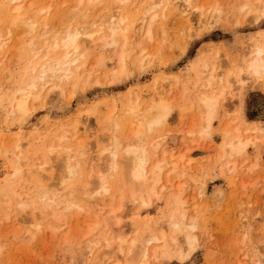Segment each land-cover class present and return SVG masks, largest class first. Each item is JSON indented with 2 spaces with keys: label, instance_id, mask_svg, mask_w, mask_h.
Returning a JSON list of instances; mask_svg holds the SVG:
<instances>
[{
  "label": "rangeland",
  "instance_id": "obj_1",
  "mask_svg": "<svg viewBox=\"0 0 264 264\" xmlns=\"http://www.w3.org/2000/svg\"><path fill=\"white\" fill-rule=\"evenodd\" d=\"M63 1L65 0H55L49 13L45 10L40 14L39 10L50 6V0H25L22 2V4L24 3L22 18L25 17L33 22L38 19L35 22L37 25L47 22L49 27L58 28L57 22L62 21L61 16H64L63 20L73 19L71 15L64 14L65 9L67 8L65 12L67 13L70 9H76L77 5V2H74L76 0H72L73 4L70 3V5L62 7ZM152 1L159 0H128L125 5L118 6L124 9L127 19L129 18L127 24L129 27L131 26L127 33V43H124L121 33H118L116 46L113 44L108 46V44L104 48H98L96 44L97 46L87 47L83 58L80 59L86 67L73 72L74 75H77V72L84 73L85 70L94 68L93 75L88 79L87 72H85L82 79H64L63 82L58 81V83L56 81L55 85L60 87V89L56 88L59 93L56 92L55 96L52 95L45 105L41 103L39 107L33 108L34 110L29 116H19L17 119L11 116L7 117L5 109L0 103V264H97L93 261L90 251H93L95 255L99 246L94 247L91 244L88 246L87 241L104 235V218L107 213L100 215L99 211L93 207V203L83 202L81 204L78 202L77 204L82 205L83 211H77L75 207V209L66 212L62 210L63 207H60L58 210L63 211L65 216L63 220H65L66 226L59 227L57 223L55 224L49 219L51 215L48 214L47 218L41 221L39 230H36L39 232L31 234L33 236H28L27 234L30 233H25L30 227L29 223H33V220L28 221L31 217H26L27 220H23V217L15 215V208L17 209L15 205L19 202L16 198L26 197L27 194L35 190L33 178L25 161L32 162L38 157L41 160L44 157L47 159L46 150L52 143L56 144V137L65 131L68 138L77 134L74 140L83 141L86 154H84L85 158L81 162L82 164L80 163L79 169H75L74 177L69 176L68 181L66 180L67 175L63 174L66 172L62 173V162L55 159L53 162L56 161L57 166L59 164L58 167H55L56 163H51L50 158L52 157H48L47 160L51 161L52 171L55 173L52 172L54 178L52 182H55L51 186L56 188V181L59 180L57 176L65 178L63 185L58 186L59 189L71 187L74 182L77 185L86 182L90 173L96 176L98 170L102 168L99 166L103 162L99 159L101 156H98V152L103 149L102 147L108 145L107 138L109 136V141L112 136L118 137L123 146L135 145L139 141L144 143L148 140L145 143L147 148L151 143L150 139L160 140L163 138L160 140L162 142L156 156L157 159L153 157L152 164L155 161H160L163 157L161 155H166L168 162L176 161L175 158H178L179 154L187 155L188 159L183 158L184 161L175 171L170 166H164L161 171V177L164 178L158 188L161 186L164 190L167 189L160 192L157 188L159 194L162 193L161 199L153 200L147 208V213L144 212L147 209L142 210L140 217L135 221L130 212L136 205L127 200V196L126 200H123L124 207L120 212L122 220L119 225L112 226L113 229L119 228L128 242L137 240L139 244L148 239L146 223L150 224L156 235L165 234L170 249H163L162 243H151L148 246V249L150 247L148 264H264V75L256 77L244 73L243 78L246 75L247 77L242 85H238L239 83L234 79L228 86L224 82L229 68L231 70L236 66L234 70H239L237 65L246 63L256 46L264 48V0H190L192 9L196 10V14L191 15V18L193 17L192 29H184L182 32L184 25L181 18L168 21L159 20L152 25V41H148V38L143 36L147 22L142 23L141 20L146 6L148 7ZM161 1L165 2V0ZM103 2L105 7L102 6L96 11L90 12L92 16H89L88 12L87 18L84 19L80 17L81 15L75 16V19L70 21V25L73 27L76 26L75 24L77 27L89 26L91 21L101 19L98 18L100 13L106 14V11L112 9L115 0H103ZM4 4V0H0V35L2 34L0 36V44L2 43V47L0 46V102L4 99V93L16 89L14 83H21L25 77L27 56L26 52L24 53L23 45L36 34L33 33L32 36L25 34V37L24 34L16 32L22 38L16 33L15 35L12 33L8 37L5 34L8 30L6 29L7 20L13 16L11 12L4 9ZM30 4L33 5L31 9L28 7ZM161 9L157 8L156 12L160 13ZM113 10L115 9L113 8ZM83 11L84 9L80 13ZM46 13L49 18L44 15ZM97 13L99 14L97 15ZM94 15H96L95 18ZM96 23L98 24L99 21ZM57 24L58 26H56ZM36 31L39 34L40 28ZM106 35L108 36L107 33ZM94 38L97 37L94 36ZM122 46L126 47L123 51ZM121 51L128 55L124 59L123 68L120 64L121 60H119ZM146 57L148 60L141 66L142 60ZM213 58L215 59L212 62H216L215 72H220V75L217 73L220 79L216 74L214 76L216 85L213 83V86L208 88L209 86H206L204 82L210 74L208 72L212 68L211 60ZM98 59L102 63L97 64ZM232 62L233 64H231ZM204 65H208L209 69L203 70L202 73ZM244 70L246 69L244 68ZM113 72L112 78L113 75L115 77L111 79ZM203 77H205L204 80ZM216 78L218 79L216 80ZM219 81L221 86L226 85L223 91L224 100L220 101L215 108L211 127L208 132H204V136L207 134V137L202 139L203 134L201 137L200 133L198 134L202 130L200 129L202 125H199L202 114L200 109L199 112L197 111L199 105L194 102L196 101L195 97L197 98L201 94L211 95L214 91L213 94L219 93L221 91V86L217 84ZM201 86L204 87L201 88ZM153 88L161 89L165 93L162 97L169 103L171 113L166 121L152 129L151 134V131L148 132L144 128V131L148 132L143 131L146 139L143 134L137 137L139 140L132 138L130 129L133 127L132 130H136L138 124L136 120L125 114V108L122 105H125L130 98L131 100L141 96L144 98L147 93L153 95ZM42 104L43 106H41ZM112 106L115 109L113 108V113L110 114ZM109 114L110 116L107 118ZM127 119L128 123H126ZM75 120L78 121L77 131L73 130L71 125V123L76 125L75 122L73 123ZM116 124H118V128L114 127ZM69 125L72 128L68 129ZM82 127L86 130L83 131ZM189 131H193V133L188 134ZM235 132L243 137L242 141L249 139L248 146L246 145L245 150L239 155L232 157L222 155L221 150L225 147L226 142L228 144L235 137ZM112 139L111 142H113ZM111 142L109 143L112 144ZM16 143L21 145V151L16 148ZM65 145L67 146V144ZM67 148L72 149L73 153H70V156L73 155L72 158H76L75 154L80 149L73 144H68ZM169 150L171 151L169 152ZM162 152L164 153L162 154ZM170 154L172 157H169ZM173 156L177 157L173 158ZM18 157L22 159L15 163ZM89 160L92 161L91 169L84 168L86 164L83 162H89ZM188 161L190 163L186 164ZM122 164L119 166L117 175L111 170L109 174L106 169L104 172L103 169L101 170L106 174L105 178L107 177L106 180L112 190L126 182L121 176L123 174ZM15 166L21 172L11 181L9 177ZM55 170L63 175L56 174L58 172ZM110 175H112V179H109ZM79 176L81 177L79 178ZM165 177L168 178V183L167 179L165 181ZM124 187L128 193L129 185H124ZM11 188L14 191L11 192ZM178 190H181L180 198L182 201L184 200L182 209L186 213L185 224L193 227L190 233L192 237L194 236V243L192 250L188 251L184 235L188 234L189 230L179 235L171 234L172 229L163 225L165 216L171 212L172 196H176ZM217 190L224 191L222 199L213 198V193ZM25 197L24 200H26ZM163 213L166 215L164 216ZM91 227L94 232L85 236ZM171 236L177 241L176 244L171 242ZM81 241H86V243L82 244ZM128 247L129 243L126 249ZM156 247L158 248L155 249ZM152 249L157 250L156 257H153ZM178 250L191 251L190 258L180 262L177 259ZM117 257L121 262H124V259H121L119 255ZM117 257L110 264L115 263L118 260Z\"/></svg>",
  "mask_w": 264,
  "mask_h": 264
},
{
  "label": "bare ground",
  "instance_id": "obj_2",
  "mask_svg": "<svg viewBox=\"0 0 264 264\" xmlns=\"http://www.w3.org/2000/svg\"><path fill=\"white\" fill-rule=\"evenodd\" d=\"M23 1L25 2V0H4L5 4L3 6L4 9H6L8 12H11L12 13L11 15L13 16L7 20L8 21L7 27L8 28L6 27V29L9 30V31L6 30V33H5L7 36L12 35V33L15 35L16 32H18L20 34H24V35L26 34L27 36L28 35L32 36L33 33H36L29 41H27L23 45L24 53L26 52V56H27V60L25 61L26 62V69H25L26 73L24 72L25 77L23 78L21 83L15 82L14 84L16 85L17 88L14 90H10L9 93H7V92L4 93V97H3L4 99H2L0 102L1 105L5 109V116H7V117L11 116L14 119L15 118L17 119V117H19V116H29L31 111L34 110L35 108H37L36 106L39 107V104H41V103H43L45 105L47 100L50 99L52 97V95L55 96L56 92H57L56 88L60 89L59 86L55 85L56 81L58 83V81L61 82L64 79L65 80H70L71 78H74L77 80L82 79L83 74L85 72H87L86 75H87V79H88L91 75H93L92 73L94 72V68L90 67L91 69H89L88 71L85 70L84 73L77 72V75H74V72H73L74 70L77 71V70H80V69L86 67L85 63L81 62L80 59L83 58V54L86 52L87 47H90L91 45H96V44L98 45V46L96 45L98 48L99 47L104 48V46H107L108 44H109L108 46H112L110 44H113V46L114 45L116 46V44H117L116 36L118 35V33H121V35L125 41L124 43H127L126 42V39L128 36L127 33L130 31L129 29L131 27V26L129 27V25L127 24V20L129 18L127 19V16L124 12V9L121 7L120 8L118 7V6L125 5L128 0H115L114 6L112 7V9H110L108 12L105 10L106 14H103L104 12H101L99 15L100 17H98L101 19H99V20L97 19V21L96 20L91 21V23H89L91 25H89V26L84 25V26H78L77 27V24H75L76 26L73 27L70 25V21H73V19H75V16L81 15L80 16L81 18H83V19L87 18L86 15L88 12H89V16H90L91 15L90 12L96 11L98 8L102 7L104 4L103 0H76V1H74V2H77L76 9L75 8H74V10L70 9L67 11V13H65L66 9H67L66 8L64 11L65 15L66 14L69 16L71 15V18H73V19H70V20L64 19L63 20L62 17H64V16H61V18L59 17L62 20L60 22L56 21L59 24V27L57 28L53 25L57 29H55L53 26H52L53 28L49 27V23H47V22L40 24V21H39L40 25H37V23H35L38 20V19L36 20L37 17L35 18L36 21L34 20L35 22H33L32 20L26 19L25 17L22 18L24 16V14H23V6H24L23 4L24 3L22 4ZM54 2H55V0H50V6L48 5L46 9L39 10V13L40 14L42 12L44 13L45 10H46V12L49 13V10L53 6ZM74 2H72V0H65L62 2V7L63 6L66 7V6L70 5V3L73 4ZM105 3H106V1H105ZM28 7L31 9L33 7V5L30 4ZM103 7H105V6H103ZM113 8L115 10H113ZM157 8H160V9L162 8L160 10V13L156 12ZM82 9H84V11L82 13H80V11ZM101 10H103V8H101ZM195 11H196L195 9H192V4H191L190 0H165V2H163L161 0L152 1L149 3L148 7L146 6L144 14H143V18L141 20L142 23L147 22V26H146L145 30L143 28L144 32L142 30L143 36L145 38H148L147 39L148 41H152L151 40L152 39V25L156 21H159V20L160 21H162V20L168 21L169 19L174 20L175 18L176 19L181 18V19H183V25H184L182 32L184 31V29H192L193 17L191 18V15L192 16L195 15L196 14ZM1 13H2V10H1ZM48 13H46L44 15L46 16ZM98 14L99 13H97V15ZM147 15H148V17H147ZM95 16L96 15H94V18H95ZM46 17H48V16H46ZM60 19H58V20H60ZM98 21H99V23L97 24L96 22H98ZM48 22H49V19H48ZM53 24H55V23H53ZM58 24L56 26H58ZM39 28H40V33L37 34L36 30ZM7 31H8V34H7ZM106 33L108 34V36L106 35ZM20 34L17 35V33H16L17 36H20L22 38V36ZM163 34H165V33H163ZM26 35H25V37H26ZM94 36L97 38L95 39ZM162 36H164V35H162ZM108 40H109V42H108ZM0 46L2 47V43L0 44ZM124 48H126V47H123L122 51L125 50ZM122 51L120 53L119 60H121L120 64L123 68L124 67L123 65L125 63L124 59H126L128 57V55L127 54L125 55L124 52H122ZM214 59L215 58H213L211 60V62ZM147 60H148L147 57L144 58L141 62V66L144 65ZM100 62H101L100 59H98L97 64ZM233 62L231 64H233ZM211 64H212L211 69H209L208 65H204V67L202 66L203 67L202 73H203V70L207 71L209 69L208 74L209 73L210 74L208 75V77H206V78L203 77V80L205 78L204 83L206 84V86H209L208 88L212 87L213 83H214V85H216L214 76H216L217 73L220 75V72H218V71L215 72L216 62L214 61ZM236 64H238V63H236ZM241 64L242 63H239V65H237L238 69H239L237 71L234 70L236 68V66L234 68L232 67L231 70L229 68V72L225 76L226 80L224 81V82H226L227 86L231 82L232 79H234L235 82L239 83L238 85H242L244 83V79L247 77L248 74L251 76H256V77H260L261 75H264V48L260 47V46H256L254 48V51L248 57L247 62L244 63L243 65H241ZM96 65H95V67H96ZM239 66H240V68H239ZM122 68H121V70H122ZM244 68L246 70H244ZM214 72H215V75H214ZM244 73L245 74L248 73L245 78H243L245 75ZM112 74H114V72L111 73V79H113L115 77V75H113V78H112ZM218 74H217V76L220 79V76ZM105 77H106V75H105ZM217 79L218 78H216V80ZM64 83H66V82H64ZM50 84H52V85H50ZM217 84H218V86H221L220 81ZM223 84H225V83H223ZM49 86H51V87H49ZM225 86H221L220 87L221 91H219V93L216 92L217 94H213L215 92L214 90L217 89V88H215L214 90H212V91H214V92H212L213 95L212 94L211 95L201 94L197 98L195 97L196 101H194V102H196V105H197V103L199 105L197 111L200 109V111H201L200 113L202 114V119L199 120V121L203 122L202 124H201V122L199 123V125H202V126H200V129H202V130H200V129L199 130L203 131V132L201 133L198 130L199 131L198 134L200 133L199 134L200 137L203 134L202 139H204V137L205 138L207 137V134L204 136V134H205L204 132H208L210 127H211V123L213 121L214 114H215V108L218 106L220 101L224 100V97H223L224 92L223 91L225 89ZM203 87L204 86H201V88H203ZM47 88H49V89H47ZM238 88H239V86H238ZM46 89H47V91H46ZM159 90H161V89H159ZM159 90L157 88H153V93H154L153 95H151L152 93H150V94L147 93L146 95H144V98H143V96H141V97L135 96L136 97L135 100H131V98L129 99V97H130V95H129V97H128L129 101L127 100V103L125 105H122L125 108V110H124V112H126L125 114L128 115L131 119L136 120V122L138 124L136 130H132L133 127H131V129H130L131 132L133 131L132 133L130 132V134H131L130 136H132V138L138 139L137 137H139V135H142L144 132H147V131L148 132L151 131L150 132V134H151L153 132L152 129L155 126L157 127L158 125H160L161 123L166 121L167 118L169 117V115L171 113L169 103H167L162 97V95L165 93H163L162 90L159 92ZM209 90H211V89H209ZM204 91H205V89H204ZM54 92H55V94H54ZM62 92H63V90L61 91V93ZM184 92H186V90H184ZM57 93H59V92H57ZM197 94H198V92H197ZM193 99H194V97H193ZM168 102H170V101H168ZM43 104L41 106H43ZM191 106H192V104H191ZM113 108L115 109V107L112 106V108H111L112 110H110V112H109L110 114L113 113L112 112ZM110 114L107 116V118H109ZM131 119H129V120H131ZM126 121H127L126 123H128V119ZM74 122L76 125H74L72 123H71V125L73 127V130L77 131V129L79 128V127L77 128L78 121L76 122V120H75V121H73V123ZM112 122L114 124V121H112ZM71 125H69L70 127H68V129L72 128ZM132 126H133V123H132ZM114 127L118 128L119 126H118V124H116V126H114ZM82 128H84V127H82ZM115 128H113L114 131H115ZM144 128H146L147 131H144ZM62 129H63V127H62ZM236 129L238 130V128H236ZM85 130L86 129L84 128L83 131H85ZM237 130H236V132H239ZM62 132H64V131H62ZM109 132H110V130H109ZM189 132H188V134L193 133V131H191L192 133L191 132L189 133ZM66 134H67V132L65 131L60 136H58V137L55 136L57 138L56 144L52 143V145L46 150V155H48L49 158L52 157V158H50L52 162L50 160L49 161L47 160V159H49L48 157H47V159H46V157H44V158H42V160L40 159V157H38V159L32 160V162L31 161L29 162V160L25 161V162H27L26 164L28 166L29 173L31 174V176L33 178L35 190H34V192L31 191L32 193L27 194L26 197L23 196V197H20L18 199L15 197L16 200H18L19 202L17 205H15V206H17V209L14 207L16 210V213L13 210L15 215L23 217V220H27V219H25L26 217H31L30 218L31 220L28 219V221H30V222L33 220V223L32 222L29 223L30 229L28 228V230L25 233H30L27 235L33 236V235H31L32 233L34 234L35 232H39L36 230H39L41 221L46 219L48 214L51 215V217H49V219L52 222H54L55 224L57 223L59 225V227L63 228L65 225V223H64L65 220H63V218L65 217L63 215V211L67 212L73 208L75 209V207L77 208V211H83L82 210L83 207L81 204L84 202V203H88V204L93 203V207L99 211L100 215L103 213H107V216H105V218H104V220H105V233H103L104 235L99 236L95 239L90 238L91 240L89 239L90 241H87L88 246L90 244L94 245V247L99 246V249L95 255L93 254V251H90L91 256H93V261L96 262L97 264H107V263L110 264L112 262V260L114 258H116L118 255H119V257H121V259H124V262H121L120 258L117 257L118 260L113 264H148V258H149L148 250L150 249V247L148 249V246L151 245V243H162L163 249H166V250L170 249V246H169V243H168V240H167V237L165 236V234L161 233L159 235H156L154 233V231H152L149 223L145 224L146 231H148V236H147L148 239L144 242H141V244H139V242L137 243V240H131L130 242H128L127 238L123 235V232H120L119 228L117 229V227H115L116 230L114 231L115 228L113 229L112 226H114V225L116 226V225L120 224V221L122 220V216H121L120 212H122L123 207H124L123 200L124 199L126 200L127 196H128L127 200H129L130 202H132L133 204L136 205V207H135L136 209L134 208L130 212L131 215L134 216L135 221H137L136 219H138L140 217V212L144 209H147L152 204L153 200H160L162 193L160 195L159 191L163 192L167 189V188H165V190H164L161 186H160V188H162V189L158 188L162 182V179L164 178V177L163 178L161 177L162 169L164 168V166H170V168L173 169V171H175L178 168V166L180 164H182V161H184L183 158H187L186 157L187 155H184V153H183V155L179 154L178 158H175L177 156H173V158H175L176 161L174 160L172 162H168V159H166V155L165 156L161 155L163 157L160 159V161H155L154 162L155 164L154 163L152 164L153 157L156 158V156L158 155V150H159V148L161 146V142H162L160 140H162L163 138L160 140L157 139L156 137H155L156 139H150L151 143L149 145V148H147L145 143L148 140L145 141L144 143H143V141H139V143L135 144V145H129V146L124 145L123 146V143L121 142V140L118 137L112 136L113 139L110 138V141H109V139H108L110 137L109 136L107 138V141H108L107 144L108 145H105V147H102L103 149L100 150L101 152L100 151L98 152L99 153L98 156H101V158L99 157V159H101V161H103L102 163L100 162L101 164L99 167H102V168L99 169L100 171L98 170V172H97L98 174L96 173V176H94V174L90 173L87 177L88 180L86 182H84L82 184H78V185L76 184V182H74L76 185L73 183V186H71V187L68 186V188H60L59 189L58 186L61 187L63 185V183H64L63 180L65 178L63 179V176H57L59 178V180L56 181V183H57L56 188L51 186L52 183L55 182V181L52 182L54 180L53 174H55V173H54V171H52L53 166L51 163L55 164L56 161L62 162L63 171L62 170L61 171H62V173L66 172L63 174L67 175V177L66 176L65 177H66V180L68 181L69 176L74 177L75 169L76 170H77V168L79 169L80 163L85 158L84 154H86L85 153L86 150H84L85 147L83 146L84 143H82L83 141L80 142V141L74 140V137L77 134L75 133L74 135H72L71 138H68V136ZM121 135H123V134H121ZM103 137H105V136H103ZM143 137H144V134H143ZM160 137H162V136H160ZM241 138H243V137H241V135L239 133H236L235 137H233V139L228 144L226 142L225 147L221 150L222 155H228V156L232 157L233 155L241 154L245 150L247 143L250 142L249 139H247V140L245 139L242 141ZM111 139L113 142H111ZM144 139H146V138L144 137ZM150 140H149V142H150ZM103 141H104V139H103ZM109 142H111L112 144H110ZM65 144H67V146H68V144H73L74 146L76 145L78 147V149H80V150H78V152L76 151L77 152L75 154L76 158H74V157L72 158L73 155L70 156V153H73L71 151L72 149L71 150L68 149ZM20 146L21 145H19V143H16V148L19 151H21ZM222 146H223V144H222ZM111 147H112V149H111ZM90 149H92V148H90ZM162 151H164V150L162 149ZM170 151L171 150H169V152ZM40 153H42V152H40ZM163 153L164 152H162V154ZM171 153H173V152H171ZM165 154H166V152H165ZM38 156H39V154H38ZM94 157H92V158H94ZM121 157H122V159H120ZM169 157H172L171 154ZM221 157H224V156H221ZM21 159L18 157V159L15 163L20 162ZM55 159H56V161L53 162ZM99 159H97V160H99ZM170 159H172V158H170ZM25 162H23V163H25ZM83 163H85L86 166L81 165L82 167L84 166V168L88 167L89 169H91L92 161L91 162H90V160H89V162L84 161ZM188 163H190V162L189 161L186 162V164H188ZM120 164H122L121 168L123 167V170H122L123 174L121 173L122 175L121 174L120 175L123 176V178L126 180V182H124V184H122V185H118L116 183L118 185V187L116 186L117 188L112 190L109 186L110 184H108V182L106 180L107 177L105 178L106 174H104L103 172H104V169H106V171H108V174H109L110 170L113 171V173L115 172L114 174H116L120 168L119 167ZM58 166H59V164H58ZM58 166L56 163L55 167H58ZM20 172L21 171L17 168V166L13 167L12 173L9 177V180L13 181L14 177L16 175L20 174ZM52 172H53V174H52ZM56 172H58L56 174H59V175L61 173L59 171H56ZM62 173H61V175H63ZM166 174L168 175V173H166ZM80 175H82V174H80ZM111 176L112 175L109 176V179L110 178L112 179ZM20 177H21V175H20ZM80 177L81 176H79V178ZM166 177H165V181L167 179L166 182L168 183V178H166ZM71 180H72V178H71ZM71 180L69 179V181H71ZM165 181H163V182H165ZM121 182H123V181H121ZM167 183H165V184H167ZM70 185H72V184H70ZM124 185H129L130 190L128 193L126 192ZM16 186H17V183H16ZM112 186H113V184H112ZM126 187H128V186H126ZM157 188L159 189V191H157L158 190ZM170 188L172 189V186H170ZM10 190H11V192L14 191L12 188ZM177 194H176V196H172L173 199L170 198V199H172L170 214L165 216L166 214L163 213L165 216V218H164L165 221L163 222V225H166L168 228L172 229L171 234H178L179 235V234L185 233L189 230L188 234H185V235L183 234L185 237V239H184L185 244L189 247V248L186 247L187 251H188V250H192V247H193L192 244L194 243L193 242L194 236L192 237V235L190 233L193 230V227L190 225V227H191L190 228L189 226H187V224H185V218H186L185 214L186 213L182 209V206L184 204V200L182 201L180 198L182 196L181 190H178ZM223 196H224V191L217 190L213 193L214 199L219 200V199H222ZM24 197L26 200L23 199ZM78 202H80L81 204H77ZM169 206H170V202H169ZM60 207H63L62 208L63 211L58 210ZM85 210H86V208H85ZM144 212L147 213L148 209L145 210ZM49 219H48V221H49ZM94 223H92V224H94ZM95 226H96V223H95ZM193 226H194V224H193ZM160 228H163V227H160ZM93 232H94V229L91 227V229L89 228V231L85 234V236H88V235L92 234ZM170 240H171V242H173V244L177 243L176 240L172 239V236H171ZM83 243H86V241H83L82 244ZM128 243H129V247L126 249V247L128 246ZM157 248L158 247H156L155 249H157ZM155 249H152L154 252L151 250V252H153V254H152L153 257H156L155 255L157 253V250H155ZM90 250H92V249H90ZM178 251H177V253H178L177 259L180 262H184L190 258L191 251H189V252H186L185 250L184 251L180 250L179 252ZM162 255H163V253H162Z\"/></svg>",
  "mask_w": 264,
  "mask_h": 264
}]
</instances>
